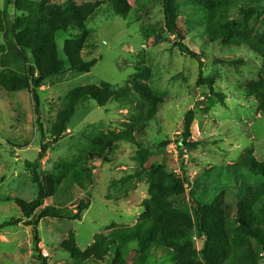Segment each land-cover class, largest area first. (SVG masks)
Here are the masks:
<instances>
[{"label":"rangeland","instance_id":"1","mask_svg":"<svg viewBox=\"0 0 264 264\" xmlns=\"http://www.w3.org/2000/svg\"><path fill=\"white\" fill-rule=\"evenodd\" d=\"M10 1L0 0V6L13 8L14 0ZM27 1L45 6L67 0ZM73 1L79 5L88 3L96 10L95 17L86 25L88 37L81 51L85 61H97L91 70L73 73L66 69L45 81L37 89L39 114L34 110L29 90L7 92L0 88V223L23 218L16 200L30 201L37 194L26 162H37L39 174H44L57 161L77 155L88 136L114 132L119 141L107 152V163L99 159L89 163L93 167L92 185L86 190L71 184L59 196L47 198L41 204L73 211L79 199L84 198L89 207L82 212L81 220L47 217L36 226L20 222L0 229V264H39V256L47 264H79L62 248L69 233H73L76 245L83 250L96 234L109 237L118 227L133 226L146 204L153 201L149 182L143 177L151 169L181 183L182 193L169 197L162 206L191 218L193 227L175 245L191 247L200 260L204 239L196 227L194 202L203 205L221 198L234 208L247 188L261 183L260 177L236 164L249 154L264 162V110L249 89L250 84L264 79V56L246 44L237 47L208 39L198 0H174L183 42L197 57L178 51L177 38L164 26L161 0H127L132 7L127 18L115 16L107 0ZM226 3L233 30L264 44V0H226ZM12 12L11 19L22 16L15 10ZM73 33L69 29L56 34L62 58L63 41ZM1 43L4 41L0 33V49L5 46ZM25 52L24 61L20 53L4 47L0 52V68L24 73L26 67L33 65L30 52ZM199 76L213 79L212 91L222 94L223 103L206 84L197 83ZM139 78L162 100L154 118L139 132H124L132 122L130 116L137 112L135 103L97 106L92 100H83L77 103L64 136L52 143L51 127L68 91L102 82L122 91L130 89L132 81ZM189 111L194 119L186 145H180L179 149L176 142L184 137ZM130 134L135 138L132 144L122 141L121 136L131 137ZM44 143L46 149L41 151ZM254 245L257 264H264V246ZM116 249L123 256L121 264H130L137 254L136 243L122 239L111 247L103 261L89 259L80 264H110ZM43 252L48 253L47 257ZM175 261L173 246L154 249L146 264H175Z\"/></svg>","mask_w":264,"mask_h":264},{"label":"trees","instance_id":"2","mask_svg":"<svg viewBox=\"0 0 264 264\" xmlns=\"http://www.w3.org/2000/svg\"><path fill=\"white\" fill-rule=\"evenodd\" d=\"M6 1L11 3L10 0ZM198 1L203 10L204 29L208 39L226 41L237 47L246 44L264 56V44L255 43L233 30L231 20L227 16L226 0ZM107 2L115 16L127 18L132 10L127 0ZM12 5L14 10L22 15L11 19L13 41L24 61L25 51L30 52L33 65L26 67L24 73L11 68H0V88L7 92L29 90L34 101V110L39 114L38 87L48 79L63 74L66 69L73 73H87L96 64L95 59L85 61L81 52L82 45L88 37L86 25L95 17L96 10L93 5L88 3L79 5L73 0L45 6L42 3L32 4L27 0H14ZM161 5L164 26L168 33L177 38L175 45L178 51L184 55L195 56L196 54L183 42L185 38L178 24L174 0H161ZM5 12V9L0 11V32L4 31L1 17ZM24 13L26 18H23ZM69 29L74 30V33L63 41L62 58L57 50L56 34L67 32ZM3 51L2 46L0 52ZM144 70L148 69L143 68ZM197 83L206 84L218 101L223 103L222 94L212 91V78L204 79L199 76ZM249 89L260 108L264 110V79L250 84ZM83 100H92L97 106H106L109 103H135L137 112L130 116L132 122L127 124L128 130L124 131L128 133L130 130L139 132L151 121L162 101L140 78L132 81L130 89L125 88L122 91L113 90L107 82L79 86L68 91L61 100L50 131L52 143L64 136L77 103ZM193 119L194 114L189 111L184 124V137L176 142L179 149L180 145H186ZM130 135L131 137L121 136L122 141L132 144L135 138ZM118 141L119 136L114 132L88 136L85 147L77 155L72 159L57 161L51 170L44 174H39L37 162H26L25 167L30 173L31 181L37 187V194L30 201L16 200L23 218H10L0 223V229L20 222L36 226L39 220L47 217L81 220L82 212L89 207V201L84 198L79 199L73 211L53 205L41 207V204L47 198L59 196L64 190H68L71 184L86 190L92 185L93 167L89 163L96 159L107 163L109 161L107 152L112 151ZM46 146L45 143L42 144L41 151L45 150ZM41 154L39 153V156ZM236 165L260 177L261 183L247 188L244 197L235 203L234 208L221 198L203 205L194 202L196 227L204 239L200 260L196 258L191 247L175 245V242L185 238L187 231L193 227L191 218L181 211L162 206L169 197L182 193L181 183L164 173H157L154 169L147 170L143 177L149 182L150 195L155 207L153 201L146 204L144 212L133 226L118 227L109 237L96 234L92 243L83 250L76 245L74 235L70 232L63 241L62 248L79 264L89 259L103 261L111 247L117 246L122 239L136 243L137 254L130 264H146L154 249L166 250L173 246L176 249L175 264H257L254 243L264 246V162L257 161L249 154ZM36 234L37 230L34 228V241L37 245L39 240ZM35 249L39 251L37 246ZM39 257H41L39 264H47L44 257ZM122 261V254L116 249L110 264H121Z\"/></svg>","mask_w":264,"mask_h":264},{"label":"crops","instance_id":"3","mask_svg":"<svg viewBox=\"0 0 264 264\" xmlns=\"http://www.w3.org/2000/svg\"><path fill=\"white\" fill-rule=\"evenodd\" d=\"M3 9L6 10L5 13L2 14V21H3V28L4 31L0 32L2 35V39L4 41V43H1L3 45H5L4 47L7 49H13L17 54H19V49H17L13 38H12V34H11V16L13 14V8L12 6H0V11H2ZM7 52H5V54H7ZM14 66L16 69H18L19 67L16 64H11V67ZM20 70V69H19Z\"/></svg>","mask_w":264,"mask_h":264},{"label":"built area","instance_id":"4","mask_svg":"<svg viewBox=\"0 0 264 264\" xmlns=\"http://www.w3.org/2000/svg\"><path fill=\"white\" fill-rule=\"evenodd\" d=\"M42 254H43L45 257H47V254H48V253H47V252H43Z\"/></svg>","mask_w":264,"mask_h":264}]
</instances>
